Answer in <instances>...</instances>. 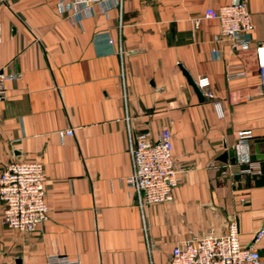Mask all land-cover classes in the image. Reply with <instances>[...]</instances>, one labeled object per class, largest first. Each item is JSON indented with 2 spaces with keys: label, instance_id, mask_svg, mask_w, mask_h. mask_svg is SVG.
Listing matches in <instances>:
<instances>
[{
  "label": "crops",
  "instance_id": "1",
  "mask_svg": "<svg viewBox=\"0 0 264 264\" xmlns=\"http://www.w3.org/2000/svg\"><path fill=\"white\" fill-rule=\"evenodd\" d=\"M235 1H108L85 16L62 12V0H0V71L22 76L0 98V175L12 161H41L49 208L26 233L2 224L0 201V264H48L53 255L170 264L177 244L223 235L231 221L243 246L264 253V237L255 241L264 225V93L254 53L264 0H243L255 26L248 51L217 41L220 24L203 18ZM186 74L210 79L221 115ZM163 129L182 182L172 202L141 208L126 185L131 139ZM226 152L228 163L219 160ZM247 158L261 162L260 176L228 172Z\"/></svg>",
  "mask_w": 264,
  "mask_h": 264
},
{
  "label": "built area",
  "instance_id": "2",
  "mask_svg": "<svg viewBox=\"0 0 264 264\" xmlns=\"http://www.w3.org/2000/svg\"><path fill=\"white\" fill-rule=\"evenodd\" d=\"M112 1L121 7L122 0H62L61 10L74 9L85 16H91L95 6ZM182 1V0H176ZM65 4V5H64ZM203 18L220 24L221 33L217 41L230 43L236 51H248L253 46L252 34L255 26L248 5L237 0L218 9H208ZM194 24L197 26L199 20ZM261 90L264 93V43L254 47ZM245 73H232L229 80L245 77ZM21 75L0 71V98L4 97L8 82L21 79ZM197 87L206 99L214 101V107L221 115V105L211 90V81L201 76ZM72 136L73 131H67ZM252 136L251 131L239 133V145ZM132 138V137H131ZM130 155L133 173L126 179V185L134 195L136 203L144 208L173 201V192L182 182V173L177 169L173 155V136L163 129L156 139L141 135L137 141L131 139ZM232 176L262 174L261 162L245 159L243 167L232 171ZM45 169L41 161L15 160L6 164L0 175V201L3 204L2 224L7 228L33 233L48 218L49 208L45 201ZM264 237V225L255 235L259 242ZM48 264H81L66 256L53 255ZM170 264H264V253L253 247L243 246L239 240V230L235 221L228 225L227 232L217 235L213 230L207 234L177 244L172 252Z\"/></svg>",
  "mask_w": 264,
  "mask_h": 264
},
{
  "label": "water",
  "instance_id": "3",
  "mask_svg": "<svg viewBox=\"0 0 264 264\" xmlns=\"http://www.w3.org/2000/svg\"><path fill=\"white\" fill-rule=\"evenodd\" d=\"M187 75V78H188V81L189 83L191 84V86L194 88L198 98L200 99V101H204V96H203V93L200 91V89L197 87L196 85V82L188 75ZM220 161L222 162H225V163H228V153H224L220 158H219ZM232 164L234 165L236 160L235 159H232L231 160Z\"/></svg>",
  "mask_w": 264,
  "mask_h": 264
}]
</instances>
